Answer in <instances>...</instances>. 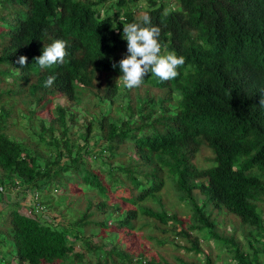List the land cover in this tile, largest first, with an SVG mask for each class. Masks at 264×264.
<instances>
[{
    "label": "trees",
    "instance_id": "16d2710c",
    "mask_svg": "<svg viewBox=\"0 0 264 264\" xmlns=\"http://www.w3.org/2000/svg\"><path fill=\"white\" fill-rule=\"evenodd\" d=\"M145 14L151 24L142 26L161 29L162 53L183 56L185 65L174 80L149 74L142 87L128 90L117 80L127 53L123 25L142 23ZM57 39L67 41L65 63L40 69L33 58ZM21 55L28 57L22 69L15 63ZM5 75L12 85L0 94H18L28 106V135L6 133L14 101L0 96V203L14 205L0 209V264H161L132 243L140 215L163 233L160 242L197 253L201 238L211 236L226 252L220 264H264V0H0V80ZM50 75L56 80L45 87ZM123 90L126 112L137 117L117 123L108 110ZM84 91L92 106L79 105ZM51 101L44 118L38 111ZM99 103L105 112H95ZM74 125L83 127L76 132L81 144L68 139ZM204 148L210 163L200 167L194 156ZM166 179L187 215L162 206L158 191ZM70 184H87L95 195H66ZM52 185L62 191L43 199ZM21 189L22 199L34 193L25 202L28 214L12 199ZM35 207L53 213L43 209V222ZM109 210L115 218L103 221ZM223 211L235 215L230 224L240 236L219 230ZM90 225L98 227L91 238ZM106 227L117 236L98 239ZM186 263L214 264L208 253Z\"/></svg>",
    "mask_w": 264,
    "mask_h": 264
},
{
    "label": "rangeland",
    "instance_id": "374dc122",
    "mask_svg": "<svg viewBox=\"0 0 264 264\" xmlns=\"http://www.w3.org/2000/svg\"><path fill=\"white\" fill-rule=\"evenodd\" d=\"M138 4H142V0H137ZM123 83L120 81L119 85L121 86ZM12 85V80H11V76L10 75H5L3 76V78L0 80V88L5 87V86H10ZM119 86V87H120ZM122 88V87H121ZM123 89V88H122ZM125 90H123V94L121 95H117L116 97H114L113 102L110 104V108H109V113L112 114L113 116H117L119 118V122H121L122 120H129L132 121L133 118H136V114L132 113V115H129L128 112H126L124 105H125V94H124ZM1 96V100H6V99H12L14 101V104L11 106L12 111H14V113L16 115L11 116L10 115V125L7 129H5L6 133L8 135H13V137H15L16 135L21 136L20 138H22V136H27L28 132L25 129L27 127L26 124V118L27 115L25 113V110L28 106L22 101V99H20L18 97V94H9L8 96L5 94H0ZM94 98L93 96L88 93L87 91H84L81 95V102L79 105H84V104H88L90 106H92V102H93ZM10 105L12 104V101L9 102ZM47 107H45L42 110H39L38 112H41V114L44 116V118H47L46 116L49 115V108H52L54 105V102L51 101L50 103H47ZM78 106V105H77ZM106 105L99 103L96 108H95V112H105L106 109L105 108ZM76 107V106H74ZM40 114V113H38ZM46 114V116L44 115ZM94 112L93 113H87V118H93L94 116ZM76 119L77 122H81L80 124H83L86 120L83 119V112L79 109V106L77 107V112H76ZM110 120V119H109ZM26 124V125H25ZM83 127L81 125H74L72 126V132H68V139L73 140V142H77V143H82V139L81 137L78 135L76 136V132L78 131H82ZM17 137V136H16ZM96 137V136H94ZM31 138H35L36 139V135L35 134H31ZM89 142L88 144L91 143L92 138L88 137ZM99 143H97V146L99 145L101 147V145H104L107 140L101 139L100 141H98ZM39 147H42L43 144L42 142L38 143ZM75 149L76 147L73 146L70 150L71 154L75 153ZM102 153L107 154V149L105 147L102 148L101 150ZM133 153L130 150L128 151V153ZM209 156L210 155V151L206 148L204 149H200V151H197L195 153V162L198 166H206L210 163V161L208 159H205V156ZM116 156V155H115ZM118 157V156H116ZM84 158H86V160H92V156H89V154H85ZM116 163V162H113ZM96 162L92 161V166H95ZM104 167V165H103ZM54 185H52L48 190L49 191H45V196L43 197V199L47 198L49 199H56V195L59 194L62 190L61 189H53ZM86 186L88 187L87 184L80 186L79 189L77 187H75L74 185H71L68 187L67 191H66V195H76L78 193H83V194H89L90 196H94L95 193H93V191H90L88 193V190L86 189ZM89 188V187H88ZM10 190V189H9ZM87 190V191H86ZM23 191L21 189V191L19 190V192L13 196V192H11L12 195V199L17 200L19 204H21L20 208L26 212L27 214L29 213L28 209L26 208V204L27 202H29V198L30 196L34 197V193H31L30 191H27V194L25 195L26 199H22L23 196ZM159 193V199L160 202H162V206L165 207L168 211L172 210V211H176L180 216H185L188 214V210L187 207L184 203L183 200H180L175 192L174 187L172 186L170 180L166 179L164 185L159 189L158 191ZM7 195H9L7 193ZM58 201L60 202L61 206L63 207V201L62 199H60L61 197H58ZM11 199V200H12ZM68 200V199H66ZM146 203L148 205H150L151 207L155 208V209H159L161 206L159 204V202L156 201V199H149L146 198ZM26 202V204H25ZM60 204H57V208L60 207ZM72 204V206H74V202H70V205ZM29 205V204H27ZM34 204H30V206H33ZM13 204H1L0 203V209L3 210H7L9 207H13ZM71 206V207H72ZM46 208V206H45ZM42 208L40 210V208H34V215L38 216L41 218V220L43 222H45V220L42 218V210L45 209ZM65 210V209H64ZM31 212V211H30ZM45 212H47L49 215H51L53 212L52 211H48V209H45ZM220 212L216 215L218 221V228L220 231H222L223 229L228 233V232H233V234H236L237 236H240V228L236 227L233 230V226L232 224H230L231 219H233L234 221H236V219H234L233 217H235L234 214L232 213H228L227 212ZM74 216V215H72ZM59 218V217H58ZM115 218V215L109 210L107 211L103 216L102 219L103 221L106 220H110ZM263 219H264V208H263ZM225 221V224H221L222 221ZM112 222V220H110ZM110 222V223H111ZM169 220L167 221L166 224H163V227L168 228L169 227ZM110 229H108L107 227L104 229H101V232L103 233L102 235H98V239L101 237H104V240H108L111 239L113 237L117 236V233L114 232V230H112L113 228L109 227ZM90 229V232H89ZM98 232V227H94L93 225H90L87 227V231H86V235L89 236V238H91V236L96 235ZM193 232L197 233L196 230H193ZM172 231L167 229L166 232H164V234L166 235H171ZM163 233L156 228V225H154L153 222H151V219H148V217L140 215L136 221H135V227L133 229V238H132V243L134 245V247L136 249H139L140 247H142L144 249L145 252L152 254L156 259L161 261V264H167L165 263V261H168L170 264H187L186 261H192V260H202V258L204 257L205 253H208L209 256L212 257L213 263L214 264H220L223 263L225 261V257L224 255L226 254V252L214 241V239L211 236H208L207 238H201V244H202V249L197 252V253H193L192 251H186L183 247H177L173 245V242L171 240H164L162 242L159 241V239H162ZM95 238V237H93ZM177 240V239H176ZM241 240H243V238H241ZM182 242V241H181ZM1 247V245H0ZM245 247V246H244ZM224 248V245H223ZM1 253V252H0ZM179 256L180 258H177L176 256ZM6 264V263H5ZM7 264H16L15 260L7 263Z\"/></svg>",
    "mask_w": 264,
    "mask_h": 264
},
{
    "label": "clouds",
    "instance_id": "9594fccd",
    "mask_svg": "<svg viewBox=\"0 0 264 264\" xmlns=\"http://www.w3.org/2000/svg\"><path fill=\"white\" fill-rule=\"evenodd\" d=\"M150 24L151 18L145 14L142 23L123 25L122 39L127 42V53L118 62L121 75L117 80L122 81L123 87L128 90L142 87L149 74L162 83L174 80L180 75L179 69L185 65L183 56H177L175 52L162 53L163 45L159 40L161 29L158 26H142ZM67 55V41L57 39L44 46L42 54L33 59L44 70L64 64ZM15 63L22 69L28 65V57L21 55ZM112 67L115 69L117 64L112 63ZM55 80V75L48 76L44 86L51 87ZM259 105L264 107V94H261Z\"/></svg>",
    "mask_w": 264,
    "mask_h": 264
}]
</instances>
